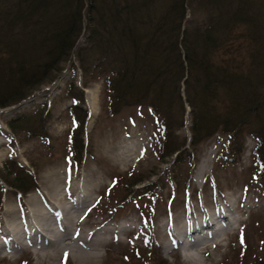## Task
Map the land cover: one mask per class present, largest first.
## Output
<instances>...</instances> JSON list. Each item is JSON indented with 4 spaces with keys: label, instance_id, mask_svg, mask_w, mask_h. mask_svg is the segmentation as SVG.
Listing matches in <instances>:
<instances>
[{
    "label": "trees",
    "instance_id": "16d2710c",
    "mask_svg": "<svg viewBox=\"0 0 264 264\" xmlns=\"http://www.w3.org/2000/svg\"><path fill=\"white\" fill-rule=\"evenodd\" d=\"M86 1L0 0V108L26 100L73 57L83 86L102 80L103 106L111 115L127 107L149 112L158 131L160 161L173 156V166L183 158L190 161L187 141L176 135L187 105L192 118L189 147L223 133L228 138L223 157L231 165L249 135L256 141L252 178L264 187V0ZM188 10L192 20L185 21ZM238 27L250 46L236 44ZM70 65L75 72L72 61ZM62 92L75 103L67 113L75 124L69 134L71 160L78 161L87 117L83 92L73 76ZM51 118L47 104L40 103L9 120L7 127L18 141H50L46 127ZM3 171L1 178L9 187L23 194L34 188L30 173L14 160L3 164ZM149 176L113 181L129 189L125 197H142L152 186L137 187ZM241 255L232 264H264L261 257ZM120 260L166 264L155 253L133 247Z\"/></svg>",
    "mask_w": 264,
    "mask_h": 264
},
{
    "label": "rangeland",
    "instance_id": "374dc122",
    "mask_svg": "<svg viewBox=\"0 0 264 264\" xmlns=\"http://www.w3.org/2000/svg\"><path fill=\"white\" fill-rule=\"evenodd\" d=\"M83 17L84 26L87 24L85 13ZM190 20L192 17L188 10L185 21ZM261 28L264 29V24ZM236 36L238 46L239 43L243 47L251 45L242 27H238ZM82 42L83 38L76 47ZM247 55V52L242 54L246 62ZM71 61L75 72L71 70ZM60 66L61 70L56 73V77L32 90L26 100L14 106L0 108V219L7 218L5 224L0 225L1 230L11 229V221L14 219L16 223H20L17 210L22 209L23 205L31 204L32 198L46 192L52 193L53 188L62 190L69 183L75 184L84 192L91 184L94 204L86 208V227L90 226L91 230L100 235L109 228L106 226L105 229L104 224H113V229L124 226L118 237L120 240L114 239L113 234L109 233L106 243L99 248L100 257L95 264H129L120 260V256L125 253L129 255L131 247L155 253L166 264H183L182 257L176 251L167 253L163 249L166 239L161 236V224L170 222L177 215L183 217L193 209L204 210L222 205L225 196H231L233 199L238 198L239 203L232 213L241 224L221 238L223 248L208 252L210 255L205 252L199 259L205 260L204 264H232L241 258L242 253L247 259H264V187L252 178V156L256 149V141L252 137L244 135L242 152L231 165L226 164L227 159L223 157L228 153V138L223 133L212 135L193 149L188 144L192 120L190 108L184 105L183 126L176 135L180 140L187 141L185 150L190 154V161L183 158V161L173 166L174 156L164 161L159 159L161 152L158 148V131L155 120L147 110L127 107L114 116L111 115L103 106L102 80L91 81L83 86L82 73L73 57L69 63H62ZM72 76L75 86L83 92V108L87 112L82 133L84 148L78 161L71 160L73 148L69 134L74 130L75 124L72 116L67 113V109L75 103L63 96L62 92ZM90 90L96 98H93L91 104L87 99V92ZM40 103L47 104L52 115L46 127L50 141L36 138L18 141L7 127L8 121L18 114L28 113ZM91 106L96 114L89 120ZM210 150L214 153L208 171L197 182L194 179L196 168L202 159L205 160ZM9 160H14V163L30 173L35 185L31 192L23 194L4 183L1 178L5 175L3 164ZM149 173L154 174L150 177ZM140 176L150 177L137 187L152 186L147 192L148 196L138 197L131 193L125 197L124 194L129 189L121 184L114 185L115 178L126 183ZM98 220L100 224L92 223ZM47 246L48 244H43L41 248L25 247L14 253L3 250L0 253V264H40L39 261L36 262V258L34 260V252L38 250L43 254L49 253L50 248ZM44 259L42 264H79L68 257L57 260L52 255ZM209 259L210 262H207Z\"/></svg>",
    "mask_w": 264,
    "mask_h": 264
},
{
    "label": "bare ground",
    "instance_id": "6f19581e",
    "mask_svg": "<svg viewBox=\"0 0 264 264\" xmlns=\"http://www.w3.org/2000/svg\"><path fill=\"white\" fill-rule=\"evenodd\" d=\"M87 96V99L91 101L90 104L93 102V98L96 99L91 90L87 92ZM89 111L88 118L91 120L96 111L92 109V106ZM213 153L214 151L210 150L205 160L202 159L198 164L194 178L197 182L208 171L207 168ZM60 191L63 193L61 194ZM92 193L91 184L83 192L75 184L69 183L62 190L53 188L52 193L46 192L32 198L31 204L23 205L22 209L17 210L18 217L21 218L20 223H16L14 219L11 221V229L1 230L0 228V253L3 250L13 253L20 252L25 247L38 246L41 248L43 244H48L49 253L43 254L38 250L34 252L36 262L39 261L42 264L46 256L52 255L57 260L68 257L79 264L97 262L96 260H99L100 257L99 248L104 246L109 233L113 234L114 239H119L124 226H117L113 229V224H104L105 229L106 226L109 228L100 235L91 230L90 226L86 227L84 220L87 215L86 208L94 204V200L91 198ZM238 203V198L233 199L231 196H225L222 205L204 210L193 209L182 215L183 217L177 215L170 222L162 223L161 236L166 239L163 249L167 253L176 251L182 257L183 264H204L205 260H200L199 257L205 252H214L223 248V239L221 238L241 224L238 218L233 217L232 213ZM5 221L7 218L0 219V225H4ZM99 222L98 220L92 223L98 225ZM66 253L67 256H65ZM208 254L210 255V253ZM207 262H210V259Z\"/></svg>",
    "mask_w": 264,
    "mask_h": 264
},
{
    "label": "snow or ice",
    "instance_id": "6c2138e0",
    "mask_svg": "<svg viewBox=\"0 0 264 264\" xmlns=\"http://www.w3.org/2000/svg\"><path fill=\"white\" fill-rule=\"evenodd\" d=\"M65 256H67V253L65 254Z\"/></svg>",
    "mask_w": 264,
    "mask_h": 264
}]
</instances>
